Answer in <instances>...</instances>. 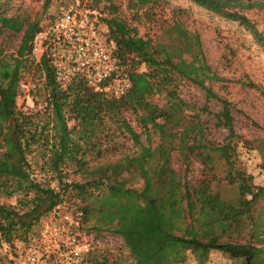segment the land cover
<instances>
[{
  "label": "trees",
  "instance_id": "1",
  "mask_svg": "<svg viewBox=\"0 0 264 264\" xmlns=\"http://www.w3.org/2000/svg\"><path fill=\"white\" fill-rule=\"evenodd\" d=\"M160 1L146 0V9L155 14ZM188 1L236 22L264 51V35L241 13L264 8V0ZM5 4L0 0V29L19 39L14 55H5L0 47V198H14V204L0 201V239L7 244L18 239L27 246L31 227L67 197L79 202L74 212L78 219L76 224L70 223L71 231L90 244L80 264H180L189 257L195 264H203L211 251L237 260V264H264V183L254 184L239 158L242 150L247 156H256L264 168V136L247 138L235 131L228 100L205 84L211 80L224 85L225 79L206 64L197 42L194 40L201 64L196 74L168 57L162 59L166 66L162 74L152 69L139 71L128 59L135 40L119 34L120 26L107 21V40L113 42L116 65L109 81L127 77L130 87L123 94L112 95L95 88L82 75L62 87L44 52L36 63L30 57L35 33L54 14L39 24L37 18L7 15ZM168 30L182 39L179 45L190 46L179 22ZM31 64L40 73L49 108L42 129L34 113L23 112L16 105L22 71ZM183 82L204 93L205 104L192 113L179 95ZM242 84L257 91L264 103L263 87L248 79ZM211 98L220 102L213 114L214 127L225 130L220 140L208 136L201 119L210 111L206 102ZM126 116L132 117L133 125ZM68 121L73 123L71 127ZM115 131L130 141L129 151H121L112 141ZM30 152L41 156L43 169L55 173L58 189L32 177L27 159ZM63 168H70L83 180H61ZM221 183L233 188L231 198L219 193ZM90 220L94 230L104 229L121 239L124 257L107 258L102 251L94 252L92 238L80 233L82 224Z\"/></svg>",
  "mask_w": 264,
  "mask_h": 264
},
{
  "label": "rangeland",
  "instance_id": "2",
  "mask_svg": "<svg viewBox=\"0 0 264 264\" xmlns=\"http://www.w3.org/2000/svg\"><path fill=\"white\" fill-rule=\"evenodd\" d=\"M66 1L68 0H48L45 4V0H5L3 12L30 20L37 18L39 24H45L54 14L57 6ZM145 4L146 0H86L87 7L100 14L103 22L118 24L121 28L119 34L135 40L134 52L128 59L135 62V67L139 71L152 69L162 74L166 69L162 59L168 57L172 63L186 72L196 74L201 64L194 44L196 41L206 64L218 76L225 79L222 81L224 85H221L219 81L211 80H207L205 84L218 97L228 100L235 131L244 134L247 138L264 136V103L257 91L242 84L248 79L264 88V51L253 42L251 36L236 22L225 20L188 0H161L154 7L155 14L147 10ZM241 13L249 18L264 35V8L245 9ZM176 21L188 35L190 46L179 45L182 39L168 30L169 26ZM18 39L19 35L0 29L2 52L8 56L14 55ZM32 66L33 64L29 70L22 71L20 82H23L25 87H20L16 105L23 112L34 113L36 124L39 129H42V125L49 118V108L45 105L40 73L38 70L33 71ZM179 90L180 97L189 106L187 112L192 113L195 108L198 109L205 104L204 93L198 87L183 82ZM206 104L210 111L203 113L201 119L205 121L208 128V136L220 140L225 130L216 129L213 125V114L219 110L220 102L211 98ZM126 118L131 121V125L134 124L131 116ZM67 124L71 127L73 123L68 121ZM117 132L115 131V135L112 136V141L121 151H129L130 141ZM117 155L118 153H115L113 156ZM239 158L245 170L252 174L253 183L263 184L264 168L258 165V158L254 155L247 156L242 150ZM27 159L31 175L36 181L54 189L59 188L55 173L41 167L40 155L30 152ZM60 172L61 180L67 182L83 180L79 174L71 172L70 168H63ZM218 191L227 198L233 195V188L225 183L218 186ZM0 201L14 204V198H0ZM78 206V201L65 197L54 212L49 211L44 214L27 232V239L30 241L27 246L33 244L41 226L46 222L64 221L63 216L66 214L70 222L76 224L78 218L74 212L78 211ZM92 223L93 220L83 223L84 230H80V233H86L87 238H92L96 249L94 252L102 251L107 258L124 257L126 249L121 239L110 231L94 230L91 227ZM73 232L77 233L74 230ZM24 247V242L21 240L14 239L11 244H7L0 239V264H13L16 253ZM180 264H195V262L189 257ZM203 264H237V260L228 258L217 251H211L208 260Z\"/></svg>",
  "mask_w": 264,
  "mask_h": 264
},
{
  "label": "built area",
  "instance_id": "3",
  "mask_svg": "<svg viewBox=\"0 0 264 264\" xmlns=\"http://www.w3.org/2000/svg\"><path fill=\"white\" fill-rule=\"evenodd\" d=\"M108 33L106 23L87 7L86 0L66 1L35 33L30 57L36 63L44 52L54 79L62 87L74 76L82 75L95 88L120 95L130 87V81L127 77L109 81L116 65ZM20 87H25L23 82ZM63 218L68 222L44 223L33 244L20 249L13 264H80L90 244L71 231L68 215Z\"/></svg>",
  "mask_w": 264,
  "mask_h": 264
}]
</instances>
